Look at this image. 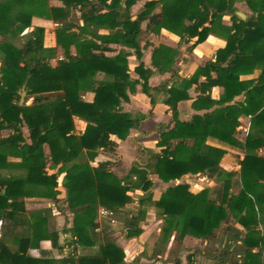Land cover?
Listing matches in <instances>:
<instances>
[{
	"label": "trees",
	"instance_id": "1",
	"mask_svg": "<svg viewBox=\"0 0 264 264\" xmlns=\"http://www.w3.org/2000/svg\"><path fill=\"white\" fill-rule=\"evenodd\" d=\"M62 9H50L55 19H66L70 10L78 9L85 24L97 25L109 31L106 35L93 36L100 44L78 37L75 40L76 55L66 54L57 66L51 65L54 50L44 48V31L35 29L21 45L15 46L13 40L31 26L33 16L51 17L46 6L47 0H6L0 3V131L13 130V134L0 140V161L6 160L1 149L10 151L21 158L23 167L28 171L24 179L0 181V264H127L124 250L115 242L107 239L100 242L98 237V211L106 208L121 211L132 203L128 192L132 187L120 180L111 171L110 161L90 165L99 156V151L115 152L117 143L113 138L125 140L131 130L138 129L143 121L153 114L134 116L123 109V103L129 102V94H134L137 86L150 99L154 107L152 90L164 89L167 95L166 105L172 111L174 128L168 127L161 135L159 154L153 156L151 163L144 168L132 167L128 179L136 176L133 188L149 191L152 181L150 174H156L164 182L181 180L186 175L217 176L220 183L213 188H205L193 193L189 184L170 187L155 203L167 227L162 229L163 237L168 240L172 232L180 234V239L193 235L199 239H210L221 224L232 214L247 231L242 239L246 258L243 264H258L261 254L253 249H264V233L258 228L264 220L257 217L256 211L264 213V159L256 155H246L241 161L238 175L225 172L220 162L224 150L209 146L208 138L215 134L220 140H229L235 132L231 129L232 110L194 116L191 123L179 122L178 104L190 98L188 90L198 84L199 76H207L208 83L202 85L211 89L236 76L244 37L236 35L227 47L218 53L215 63L199 68L191 79L182 84H167L153 89L149 79L153 71L146 68L142 61L140 37L142 25L147 22L146 32L160 34L165 29L182 39L198 38L195 44L206 40L209 27L207 23L221 20L229 12L234 13L232 0H152L145 4L141 12L133 19L131 8L138 0H61ZM261 7L252 6L262 20L264 0ZM23 5V6H22ZM160 8V12H155ZM235 19H239L234 16ZM185 21L191 22L185 25ZM72 26L60 27L58 36H66ZM81 31H86L81 28ZM254 22L248 21L241 31L257 33ZM121 44L133 49L139 60L131 75L128 58L131 53L120 52L107 57L110 44ZM240 48L236 53L235 45ZM160 47L154 51L153 65L160 72H166L174 63L175 54ZM47 53V54H46ZM232 56L227 67L222 68V55ZM168 66V67H167ZM168 72V71H167ZM171 72V71H170ZM212 73L216 74L213 79ZM98 74H104L107 80H98ZM264 76V72L262 74ZM176 74L173 72V78ZM262 78V77H261ZM261 82V80L259 81ZM26 87L34 97L32 106L20 105L19 91ZM228 89V88H227ZM245 89L242 88L241 93ZM264 91L261 82L246 92L249 100ZM95 94L92 103L83 100V93ZM210 109V96L202 97ZM258 108L250 113L254 122L264 120V109ZM247 113H249L247 111ZM74 117L87 123L83 133H75ZM224 118V123L221 122ZM28 128L26 139L23 128ZM46 145H52L57 164L56 173L50 174ZM264 146V133L250 134L246 141L247 149L252 146ZM87 161L76 160L82 153ZM64 174L66 203L74 214L71 233L72 251L58 259L51 252L41 250L39 257L31 255L32 249L40 248V243L49 240L54 250L60 251V233L49 230L52 209L48 208L31 213V221L25 216V194L27 190H43L50 194H59V177ZM126 183V184H125ZM241 183L236 194L235 185ZM125 184V185H124ZM263 186V187H262ZM251 196L254 197L251 198ZM149 201H140V208L126 221V239L132 240L143 233L140 223L145 220L146 210L142 208ZM244 213V215H243ZM255 215H253V214ZM21 224L28 227L27 236L15 239L17 249L13 250L7 238H12ZM173 264H181L176 261ZM190 264H193L192 262Z\"/></svg>",
	"mask_w": 264,
	"mask_h": 264
},
{
	"label": "crops",
	"instance_id": "2",
	"mask_svg": "<svg viewBox=\"0 0 264 264\" xmlns=\"http://www.w3.org/2000/svg\"><path fill=\"white\" fill-rule=\"evenodd\" d=\"M2 1L4 2L6 0H0V3ZM149 1L152 0H138V2L132 6L131 14L133 19L136 18L145 4ZM261 3L262 0H232L234 13L229 12L224 15L221 20H213L211 23H207L206 27H209L207 38L204 42L196 45L195 43L198 38L182 39L180 36L165 29L161 30L160 34L148 33L146 32L148 23L145 22L142 25V33L146 32L149 37L148 42L141 41L140 43L142 61L146 65V68L153 71V75L149 79V86L153 89L159 88L167 84V82L169 84L168 88H170L174 83L180 85L186 79H191L199 68H204L209 63H215L218 59V53L227 47L229 41L233 40L234 36L238 35L242 37L243 35L244 42L242 43V53L240 54V58H243V62L240 63L236 76L231 80L226 78L221 84L207 89V87L202 86L208 83L207 76L200 75L198 84H195L188 90L190 98L178 104V120L183 123H191L194 116H204L209 113L214 114L217 111H225L228 108L232 110L230 116V118H232L230 121L231 129L229 128V131H233L234 128L235 132L230 136L229 140L225 141L220 140L218 136L212 134L208 138L207 144L225 151L220 166L225 172L236 173L237 178L242 168L240 163L244 160L246 155L252 154L264 159V146H252L249 149H247L246 146V141L250 134H255L257 132L264 133V120L254 122L255 118L250 114L256 112L260 107H263L262 110L264 109V91H260L254 95V99L250 100L246 95L249 89L256 86L260 87L261 82L264 85V76L262 75L264 72V13L262 14V20H259V13L255 12L252 8V6L261 7ZM46 6L48 10L62 9L64 11L65 9L61 0H47ZM48 12L51 13L50 18L47 16H33L31 26L20 34L19 38H21V44H23L35 29H42L44 31V48L54 50L55 56L51 60V65L53 67L57 66L58 63L66 57V54L76 55L75 40L77 37L75 35L82 37L84 40L87 39L100 44V40H97L93 34L106 35L109 33L108 30L100 28L97 25L85 24L78 9H71L70 15L66 19H55L51 10ZM155 12H160V8H156ZM239 13L245 17H240L238 15ZM76 16L78 17L76 18ZM234 16H237L239 19H235ZM248 21L256 24V28L259 29L257 33L249 32L245 35V33L241 31L242 26ZM190 24L191 22L185 21V25ZM69 25L72 26V29L66 36L57 35L60 27ZM81 28L86 29V31L80 35ZM24 37L25 39H23ZM2 40L3 37L0 35V43ZM237 45L238 44L235 45L236 53L240 51ZM160 46L169 49L167 51L168 54H170V50L175 54L173 66L168 68V72H160L153 65L154 51ZM109 48L111 50L105 52V55L107 57H113L118 55L124 47L121 44L115 43L110 44ZM126 51L131 53V56L128 58L129 67L132 77L136 79L137 75L134 70L139 65V60L133 49L127 48ZM222 58L225 60L221 67L225 68L228 66L232 56H230V54L222 55ZM190 66L191 68H189ZM173 72L176 74L175 78L172 77ZM212 75L213 79H215L216 74L212 73ZM100 76L106 77L104 74H98V80H106L101 79L103 77L100 78ZM260 80L261 82H259ZM248 87L249 89H245L241 93L239 92L242 88ZM151 94L155 100L154 107L151 104V99L143 93L141 85L137 86V90L134 94H129V102L123 103V107L126 106V109H124L125 112L131 113L134 116H139L148 115L152 110L153 114L143 121L138 129L131 130L127 139L120 140L114 137L113 140L117 143L115 152H104L105 155H99V158H105V160L110 161L112 165L115 162H119L122 166L127 167V173H121L122 176L129 177V173L134 166L140 169L147 166L148 163H151L153 156L159 154L161 151V148L158 147L161 135L167 131L168 127L174 128L176 126L172 111L165 103L167 100L165 90H152ZM206 96L211 97L212 106L210 109H208V106H205V104H208L207 102L200 101L202 97ZM94 98V93H83V100L85 102L92 103ZM132 108L136 111L134 112ZM247 111L249 113H247ZM221 122L224 123V118H221ZM74 123L78 132L83 133L85 131L87 123L84 120L74 117ZM114 173L116 174L118 172L114 171ZM149 179L153 182L149 191L133 188L134 182L137 181L136 176L127 179L128 184L132 187V189H130V195L133 197V200L130 205L120 211L121 214L126 217L123 224H120V222L116 220L115 223H112L108 218L100 217L98 212L99 228L97 231L100 242L103 243L107 239L113 241V239L118 238L116 244L124 250L126 262H129V264H132L131 262L133 261L137 262L138 259H140L139 264H173L169 260V258H175L173 255H177L178 259L184 261L185 255L189 249L188 244L191 242L192 237L187 236L183 240L179 251L173 249L177 232H172L170 238L166 240V243L162 244V242H160V237L163 227V218L160 211L155 207V203L161 199L162 195L170 187H175L179 184H189L193 193H199L205 189L202 187L203 184L200 183V181L203 183L205 182L204 186H209V188L216 187L220 181L216 175L206 176L201 174L186 175L181 180L171 182L162 181L156 174H150ZM261 184L264 186V183ZM240 189L241 183H238L235 185L234 192L237 194ZM259 194L260 196L264 194L263 189H261ZM144 198L149 201L145 203L144 207L142 206V208L146 210L145 220L140 223L143 233L140 237L132 240L120 238L122 234L120 229L123 228V233L126 235L125 225L127 219L139 210L137 209L135 212L133 205L137 203L138 208H140V201ZM251 198L254 199L253 196H251ZM45 208L52 209L50 217L55 215L54 212L56 210H54L52 206L44 207L40 210H45ZM101 209L102 208H100L99 211ZM256 214L260 220H264V213H260L257 210ZM73 220L69 221L67 228L62 231L52 230L60 233V246L63 249L58 251V253L60 255L64 254L62 257L67 256L72 251V247L69 246L71 243V233L67 231L72 229ZM235 220V217L229 214L228 220L224 223L228 226L226 232L220 233L217 238L218 242L213 245L212 254L214 255H209L208 252L204 250L201 252L199 260H202L203 264H243L246 258V248L242 239L247 234V231L238 222V224L235 223ZM231 225L234 226V229L229 228ZM258 229L264 233V224L262 223ZM234 234L239 236V239L236 240ZM193 239L196 240V238ZM204 246H207V243H204ZM41 250L47 252L54 251L49 240L42 241L40 243V248L32 249L31 252L36 251L41 253ZM153 251H156L157 256L153 255ZM224 252L227 253L223 254ZM252 252L260 253L261 256L257 263L264 264V249L259 250V248H255Z\"/></svg>",
	"mask_w": 264,
	"mask_h": 264
},
{
	"label": "rangeland",
	"instance_id": "3",
	"mask_svg": "<svg viewBox=\"0 0 264 264\" xmlns=\"http://www.w3.org/2000/svg\"><path fill=\"white\" fill-rule=\"evenodd\" d=\"M77 17L78 16H76V18ZM84 32L85 31H80L79 34L81 35ZM19 35L20 34H18L17 37L13 40V43L17 47H21V45H22L21 44L22 40H21V38H19ZM148 38L149 37H148L146 32L142 33L141 34V38H140V43H141V41L142 42L143 41L148 42L149 41ZM23 39H25V37ZM123 47L124 48L121 50V52L126 51V49H127V48H125V46H123ZM159 48H157V49H159ZM64 49H65V47H64ZM190 65H192V64H190ZM171 66H173V65H170L169 67L168 66L167 67L171 68ZM189 68H191V66ZM101 77H103V78H101ZM100 78L101 79H106V80L108 79V78H106L104 76H100ZM22 89L19 91V93H22V95L24 96L23 105L26 103L27 105L32 106L33 103H34V97H32L29 94V92L26 90V87H25V92H23ZM123 109H126V106H124ZM132 110L134 112L136 111L133 108H132ZM23 132H24L25 138L27 139L28 136H29V132H28V128L26 126L23 128ZM13 133H14L13 130H10V129L1 130L0 131V140L8 138ZM75 133L81 134L82 132H78V130L75 128ZM45 151H46V155H47V159H48V167H47V169H48L50 174L56 173L60 166L57 164V161L55 159V156H54L55 154H54V150H53L52 145H46ZM1 152L5 153L6 160L5 161H0V181H6V180H9V179H24V178H26L27 174H28V171L23 167L21 158L18 155L14 154V153H12V152H10L8 150L6 151L5 149H1ZM99 155H105V154H104V152L99 151ZM107 157H109V156H107ZM87 160H88L87 159V155L83 152L80 155V157L76 160V162L84 163ZM106 161L107 160H105V158H103V157L99 158V156H98L94 162L90 161L89 163H90L91 166L96 167L98 165V163L106 162ZM110 169H111V171L113 173H114V171L118 172L116 174L114 173V175L117 178H119L120 180H125V182L128 183V181H127L128 178L126 176H122V174H121V173H127V169H128L127 167L122 166L119 162H117V163L115 162L112 166H110ZM123 177H125V178H123ZM58 181H59V187H58L59 194L54 195V194L48 193L47 191L36 190V189L27 190L26 194H25V209L27 211L25 213L26 214L25 216L28 217L27 221H31V213L30 212H33V211L37 212V211H40V209H43L44 207H48V206H52V208L54 210H56L54 212L55 215H53L49 219V230L50 231H52V230L62 231L63 229L67 228V224L69 223V221L74 219V214H73L72 210L68 207V205L66 203L67 195H66V189L64 187V183H65L64 174L59 177ZM200 183L203 184L202 187L209 188V186H207V187L204 186L205 182L203 183V182L200 181ZM211 188H213V187H211ZM130 193L131 192L129 191L128 195L133 200V197L130 195ZM104 209H106V208H104ZM133 209L135 210V212L137 211V209H139L138 206H137V203H135V205H133ZM114 212L116 213L115 220L119 221L120 224H123V222L125 221L126 217L123 216L120 211L119 212L118 211H114ZM225 222H223L221 224L219 229L216 230L214 236L212 238H210V239H199V238H196L195 236L190 235V234L186 235L185 238L187 236H191L192 239H191V242H189V244H188L189 245V249H188V251H187V253L185 255L184 261H181L180 259H178L177 255H173V257H175V258H169L171 263H175L176 261H180L181 264H190L191 262L193 264H197V263L203 264L202 260H199V258L201 256V252L204 250V251H207L209 255H214V254H212L213 245H215V243L218 242L217 238L219 237L220 233H225L226 230H227L228 226H227V224H224ZM235 223H237V220H235ZM166 227H167V224H166L165 221H163L162 229H165ZM229 228L230 229H234V226L231 225ZM123 230H124L123 228L120 229V231L122 233L120 238H126V235L123 233ZM27 234H29L28 233V227L26 225L21 224L19 229L12 236V238H7V242L9 244V246L13 250H16L17 249V245L15 243V239L27 236ZM0 236H1V226H0ZM163 236H164L163 233H161L160 242H162V244H165L166 240L164 239ZM193 238H196V240H194ZM234 238L237 240V239H239V236H236L234 234ZM117 240H118V238L117 239H113V241L115 243L117 242ZM183 240L180 239V234L177 233L173 249H176V251H179V248L181 247ZM204 243H207V246H204ZM225 253H227V252H224L223 254H225ZM31 255H33L34 257H37V256L39 257L40 253H38L36 251H33V252H31ZM62 255H64V254H62ZM62 255H60L57 250L51 251V257L53 259H55V260L60 258V257H62ZM153 255L157 256L156 251H153ZM126 263L129 264V262H126ZM131 263L132 264H139L140 263V259H138L137 262L133 261Z\"/></svg>",
	"mask_w": 264,
	"mask_h": 264
},
{
	"label": "built area",
	"instance_id": "4",
	"mask_svg": "<svg viewBox=\"0 0 264 264\" xmlns=\"http://www.w3.org/2000/svg\"><path fill=\"white\" fill-rule=\"evenodd\" d=\"M99 216L104 217V218H108L112 223H115L116 213L112 210L102 208L99 211Z\"/></svg>",
	"mask_w": 264,
	"mask_h": 264
},
{
	"label": "water",
	"instance_id": "5",
	"mask_svg": "<svg viewBox=\"0 0 264 264\" xmlns=\"http://www.w3.org/2000/svg\"><path fill=\"white\" fill-rule=\"evenodd\" d=\"M240 17H245L244 15H242V14H238ZM22 91L23 92H25V87H23V89H22ZM20 94V96H21V99H20V105L22 106L23 105V103H24V96L22 95V93H19Z\"/></svg>",
	"mask_w": 264,
	"mask_h": 264
}]
</instances>
